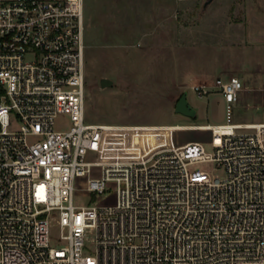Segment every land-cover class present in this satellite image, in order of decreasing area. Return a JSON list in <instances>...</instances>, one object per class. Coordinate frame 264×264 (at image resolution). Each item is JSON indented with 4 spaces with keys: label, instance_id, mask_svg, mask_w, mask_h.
Returning <instances> with one entry per match:
<instances>
[{
    "label": "built area",
    "instance_id": "1",
    "mask_svg": "<svg viewBox=\"0 0 264 264\" xmlns=\"http://www.w3.org/2000/svg\"><path fill=\"white\" fill-rule=\"evenodd\" d=\"M192 89L226 102L213 152L121 155L137 126L85 120L84 0H0V264H264V123L233 122L239 77Z\"/></svg>",
    "mask_w": 264,
    "mask_h": 264
},
{
    "label": "rangeland",
    "instance_id": "2",
    "mask_svg": "<svg viewBox=\"0 0 264 264\" xmlns=\"http://www.w3.org/2000/svg\"><path fill=\"white\" fill-rule=\"evenodd\" d=\"M119 1L109 0L108 9H103L99 17L101 21L107 22L111 31L110 46L101 44L100 37H96L91 43L93 46H89L90 37L88 32L86 33V122L142 125L137 127L226 123V102L222 96L212 91L209 95L200 97L192 89L200 82L191 77L196 73L208 72L205 73L208 74L206 79L213 84L218 76L216 65L220 67L223 64V69L227 63L235 61L238 49L252 50L246 45L261 44L246 40L238 43L240 37L236 29L238 21L243 18L242 14H238V10L244 8L245 12L247 7L253 6L255 11H258L260 2L264 3V0H213L207 8H204L206 0H179L178 8H173L172 13L166 7L171 3L170 0H164L163 38L153 34L149 40L138 42V45H141L131 46L132 48L126 46V41H136L138 35L130 31L148 27L151 12L156 15L158 10L150 9L152 0H124L122 8H118ZM100 4L104 6V1L100 0ZM85 9L87 10L84 0V14ZM262 13L261 11L260 14ZM172 18L175 20L170 23ZM122 28L127 35L121 39ZM243 31L247 32L246 29ZM225 34L229 38L226 42L227 55L219 54V38ZM228 69L230 71L228 70L225 76L234 75L240 78L233 73L234 66L228 65ZM262 75L259 82L253 79ZM103 77L113 79L115 84L102 88L100 80ZM241 80L245 89L234 107L233 122L264 123V71L261 74L252 72L248 80ZM184 92L188 93L189 103L197 110L195 117L175 111L176 102ZM70 125L67 116H59L55 120L57 129L68 128ZM131 130L133 136L130 137V142H125L124 134L119 133L117 139L121 141L116 143L121 155L131 153V156L136 157L148 156L159 148L178 146L192 140L204 141L206 150L213 152V147L208 141L212 134L207 129ZM123 149L128 151L122 152ZM202 167L220 176L225 174L224 168L216 163H205ZM109 186L116 187L114 183ZM95 199V195L78 188L74 204L86 205Z\"/></svg>",
    "mask_w": 264,
    "mask_h": 264
},
{
    "label": "crops",
    "instance_id": "3",
    "mask_svg": "<svg viewBox=\"0 0 264 264\" xmlns=\"http://www.w3.org/2000/svg\"><path fill=\"white\" fill-rule=\"evenodd\" d=\"M104 1V6L102 4L99 5L100 0H87L88 5H86V0H85V43L87 46V39H86V33L88 32V36L90 37V41L88 45H92V41L95 40L96 37L101 38V44L104 43L105 46H110L111 43L109 42V36L111 35V31L108 29L107 22H103L99 19L103 9H108V4L109 0H103ZM124 0H120L117 2L118 8H122V3ZM151 1V0H150ZM170 4H168L166 7H168L169 10H171V13L173 12V8H178L179 6V0H170ZM152 5L150 9H156L158 10L157 14L155 15L154 12H151L149 18H148V23L149 26H145V28H136L130 31V33H134L138 35V38L136 41H126V46L131 47V46H139L141 43L138 45V42L144 41L146 42L149 40L153 34H155L157 37L160 36L161 39L163 38L162 36L164 35V0H152ZM258 11H255V8L253 6H249L245 9L242 8L238 10V14H242L243 18L238 21L237 23V29L236 32L239 35L240 39L237 41L238 43L243 40H246L248 42L254 43L255 41L261 43V44H248L246 45L247 47H251L252 50H245V49H238L236 52L235 56L236 59L233 62L227 63L230 66H234L235 70L233 73L236 75L240 76V79L248 80L250 78V73L255 72L258 74H261L262 71H264V3L260 2L259 4ZM261 11L263 12L262 14ZM174 18L171 19L173 23ZM226 25V22H224ZM221 24V23H220ZM123 24H121V27ZM221 27V25H220ZM246 29L247 32H244L243 30ZM176 31V30H175ZM220 31V29H219ZM129 32V31H127ZM176 35H178V31L175 32ZM127 35L126 31L121 32V39L124 37V35ZM219 36V34H218ZM219 38V37H218ZM228 35L225 34L224 37L220 36L219 38V54H224L227 55V41H228ZM87 40V41H86ZM254 41V42H253ZM261 41V42H260ZM142 42V44L144 43ZM120 42L118 43L119 46ZM237 44V43H236ZM93 46V45H92ZM100 46V45H99ZM239 47V46H237ZM132 48V47H131ZM227 60V58L224 59V62ZM223 63V62H222ZM226 63V62H225ZM223 64L219 66L216 65V68L218 69V76L214 79V82L217 78H224L228 79L230 77L225 76L228 74L230 71L228 69V65L222 66ZM229 70V71H228ZM208 72H203V73H196L193 74L191 79L200 82V84H210L212 85L207 77L208 74H205ZM234 76V75H233ZM237 77V76H236ZM262 76L260 77H253V79L257 82L262 80ZM213 82V84H214ZM214 92V91H213ZM216 93H219L215 91ZM220 94V93H219ZM242 94V93H241ZM221 95V94H220ZM222 96V95H221ZM223 98V96H222ZM241 98V97H240ZM224 99V98H223ZM225 101V100H224ZM96 124H101V123H96ZM106 124V123H104ZM113 125H120V124H113ZM156 125H161V124H156ZM180 125V124H177ZM177 125H162V126H177ZM133 126H142V125H133Z\"/></svg>",
    "mask_w": 264,
    "mask_h": 264
},
{
    "label": "water",
    "instance_id": "4",
    "mask_svg": "<svg viewBox=\"0 0 264 264\" xmlns=\"http://www.w3.org/2000/svg\"><path fill=\"white\" fill-rule=\"evenodd\" d=\"M213 0H206L204 4V8H207V6L212 2ZM100 84L102 88H108L112 87L115 82L113 79L109 77H103L100 80ZM188 93L184 92L181 97L178 99L175 105V111L177 113L183 114L188 117H195L197 114L196 108H194L188 101L187 97Z\"/></svg>",
    "mask_w": 264,
    "mask_h": 264
},
{
    "label": "bare ground",
    "instance_id": "5",
    "mask_svg": "<svg viewBox=\"0 0 264 264\" xmlns=\"http://www.w3.org/2000/svg\"><path fill=\"white\" fill-rule=\"evenodd\" d=\"M142 128H150V129H156V128H177V129H209L208 126L202 125V126H194V127H187V126H150V127H131L130 129H142Z\"/></svg>",
    "mask_w": 264,
    "mask_h": 264
}]
</instances>
